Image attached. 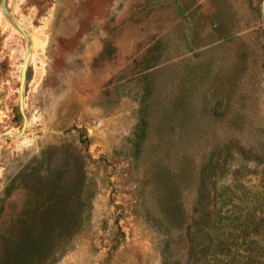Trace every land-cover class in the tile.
I'll use <instances>...</instances> for the list:
<instances>
[{
    "label": "rangeland",
    "instance_id": "obj_1",
    "mask_svg": "<svg viewBox=\"0 0 264 264\" xmlns=\"http://www.w3.org/2000/svg\"><path fill=\"white\" fill-rule=\"evenodd\" d=\"M75 155L55 264L177 260L183 224L262 253L264 0H0V240Z\"/></svg>",
    "mask_w": 264,
    "mask_h": 264
},
{
    "label": "trees",
    "instance_id": "obj_2",
    "mask_svg": "<svg viewBox=\"0 0 264 264\" xmlns=\"http://www.w3.org/2000/svg\"><path fill=\"white\" fill-rule=\"evenodd\" d=\"M75 156L73 162L66 165V170H62L65 176H52L39 185H27L25 208L11 225L7 238L0 240V264H55L70 250L73 239L83 228L86 214L74 205L82 204V198L91 186L83 159ZM250 226L248 224L246 229ZM178 229L181 235H189L184 238V250H188H182L180 257L174 260L165 246L163 264H264V246L260 248L262 253L259 249L247 250L245 252L250 254L237 260L241 258V252L237 250V244H230L229 238L219 234L214 239L209 234L207 239L199 241L196 237L198 229L192 234L191 225L187 228L183 224ZM260 237L264 240V235ZM250 245L253 249L257 243ZM232 247L235 253L230 254ZM185 255L187 258L183 259Z\"/></svg>",
    "mask_w": 264,
    "mask_h": 264
}]
</instances>
